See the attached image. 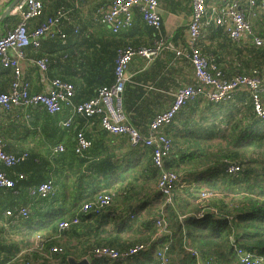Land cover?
Segmentation results:
<instances>
[{
    "label": "crops",
    "instance_id": "obj_1",
    "mask_svg": "<svg viewBox=\"0 0 264 264\" xmlns=\"http://www.w3.org/2000/svg\"><path fill=\"white\" fill-rule=\"evenodd\" d=\"M20 1L0 0V37L20 22L16 11ZM42 1L44 11L29 21V30L53 17L64 6L68 14L63 19L62 28L67 38H43L39 48L28 47L22 59L23 76L30 82L32 92L49 93L52 79L59 77L74 84L75 95L71 105L63 103L56 113L32 105L4 110L0 117V136L5 149L17 156L28 152L27 159L14 166L0 164L7 177L16 181L13 188H0V242L16 245L17 251L11 254L18 260L25 259L34 264H62L64 256L77 261L87 258L91 264L95 259H104L83 257L93 245L124 249L150 239L159 216L170 225L189 215L199 216L201 204L198 198L202 191L212 193L209 200L212 212L224 216L230 214L228 228H233V232L239 230L242 236V226L247 222L241 216L249 213L254 219L248 222L261 224L264 236V216L255 207L256 204L264 205V195L244 189L248 184L246 178L250 175L253 179L260 173L263 165L259 161L264 160L257 148L247 147L244 143L250 140L257 143L264 135V118L255 114L248 88H239L232 99L217 103L208 100L201 92L188 100L173 121L161 129L173 143L167 163L170 162L171 169L180 176L171 200L161 196L158 190L161 170L153 165L151 148L134 146L126 134L103 129L100 117H86L74 110L76 104L95 96L100 86L114 81L120 47L149 48L159 40L165 45L153 59L135 55L127 69L129 80L122 94L127 122L145 135L149 134V125L156 114L174 103L180 88L189 85L202 87L195 77L188 42L192 0H159L162 23L158 30L148 25L140 9L134 6L132 25L122 27L117 34L100 18V7L108 6L112 0ZM207 1L209 7L219 8L225 0ZM240 1L245 7L246 0ZM255 10L254 15L248 12V19L253 33L264 36V12L260 8ZM199 45L206 55L216 56L227 78L240 73L253 74L257 70L264 80V46H256L251 34L233 40L224 28L205 24ZM178 50H181L180 55ZM65 52H70L71 56L63 58ZM44 56L49 60L46 71L36 63ZM11 74L10 68L0 64V92L10 90ZM262 100L264 102V91ZM22 111H25L24 115ZM69 117H72L73 124L62 126L61 121ZM78 131H84L92 141L84 155L75 153ZM58 145L65 149L56 150ZM238 145L241 146V159L234 154ZM229 162L242 165V170L233 175L228 173ZM234 178L237 180L230 182ZM44 181H51L55 186L54 197L39 198L32 194V190ZM100 192L112 195L111 206L101 212H83L82 204L94 200ZM23 206L29 207V218L6 214V210ZM53 210H63L66 215L53 226L43 227L45 224H42L50 220L46 216ZM75 216L80 218L77 225L59 228V222ZM120 222L126 225L114 227ZM2 227L4 231H1ZM97 232L101 236L98 243ZM39 234L44 240L43 250L37 248ZM212 236L207 242L212 252L207 255L185 237L183 249L187 256L183 257L192 258L194 264H198L199 257L212 264H241L233 247V242H237L248 252L260 255L264 261V252L253 249L249 245L252 242L243 237L239 241L232 235L229 241L224 233V242H220ZM53 247H61L63 253H51ZM157 247L144 252L151 256L152 262L140 254L138 264H158ZM188 247H192L196 254L187 252ZM3 256L0 262L7 264L2 261ZM110 261L134 264L131 259Z\"/></svg>",
    "mask_w": 264,
    "mask_h": 264
},
{
    "label": "built area",
    "instance_id": "obj_2",
    "mask_svg": "<svg viewBox=\"0 0 264 264\" xmlns=\"http://www.w3.org/2000/svg\"><path fill=\"white\" fill-rule=\"evenodd\" d=\"M79 1L76 0V2ZM134 6L140 9L142 18L148 25L157 30L160 28L162 14L159 11V0H112L108 6L102 5L100 7L101 21L113 33L117 34L122 27L132 25V8ZM255 8H260L264 12V0H246L245 7L242 6L240 0H231L221 8L209 7L207 0H192V13L188 23V42L195 77L202 87L189 85L180 88L170 108L156 114L149 125L148 135L128 124L122 94L129 80L127 69L133 57L141 55L149 59L155 58L165 47L161 40L149 48L120 47L117 51L114 81L111 84L100 86L95 96L74 106V110L78 114L86 117H100L102 128L110 133L126 134L134 146L152 149L153 165L161 170L157 182L158 190L161 196L167 200H171L174 196L175 190L179 185L180 176L176 171L165 167L173 143L171 137L167 133L162 132L161 129L173 121L177 112L188 100L203 92L208 100L217 103L232 99L236 90L246 87L250 91L255 114L264 118V102L262 100L264 80L258 75V71L255 70L253 74L240 73L227 78L222 68L219 67L216 56L206 55L199 45L203 26L214 23L222 26L233 40H239L243 36L251 34L256 46H264V36H258L253 33L252 23L248 19V12L251 11L254 15L256 13ZM16 9L21 18L20 22L0 37V64L12 70L10 90L8 92H0V117L4 110L12 108L24 109L32 105L44 108L49 113L59 112L63 103L66 105L72 104V98L75 95L74 84L56 77L51 81L52 90L49 93L32 92L30 82L23 76L22 59L25 57L27 48L30 46L39 48L43 38L58 36L67 38V33L62 28V23L68 14V10L64 6L59 8L53 17L42 21L38 27L29 30V21L38 18L44 11L43 1L21 0ZM86 35L88 34L86 33ZM177 54L180 55L181 50H178ZM70 56V52L63 54V58H69ZM48 61V57L44 56L37 59L36 63L42 70L46 71L49 67ZM22 114L24 115L25 111H22ZM61 123L62 126L70 127L73 124L72 117L61 121ZM91 146L92 141L86 136L84 131H78L75 153L84 155ZM64 149L63 145H58L56 148V150L60 151ZM27 157L28 152H24L21 156L9 153L5 149L3 138L0 136V164L14 166L26 160ZM226 170L233 175L242 170V165L236 162H229ZM15 184L16 181L7 177V173L0 169V188H13ZM32 194H36L39 198L54 197L56 189L51 181H44L36 189L32 190ZM211 197L212 193L210 191H202L200 193L198 201L201 204V212L199 216H202L208 210L211 211V205L209 204ZM112 202L113 197L109 192H100L94 200L84 202L81 210L83 212H101L110 207ZM6 214L26 219L30 216V209L27 206H23L16 210H6ZM79 222V216H75L71 220L59 222V228L65 229L74 224L77 225ZM155 225V232L149 241L136 243L126 249L106 245L94 246L83 257L98 256L113 261H128L141 251L147 250L152 246H158L156 249L158 264H171L167 257L170 244L160 243L161 238L171 232L169 223L163 216H159L155 220ZM37 238L40 241L37 244V248L43 250V237L39 234ZM233 247L241 264H264L260 255L248 252L239 243L233 242ZM186 250L193 255L196 254L192 247H188ZM50 252L63 253V249L61 247H53ZM14 264L34 263L19 259ZM198 264L212 263L199 257Z\"/></svg>",
    "mask_w": 264,
    "mask_h": 264
},
{
    "label": "trees",
    "instance_id": "obj_3",
    "mask_svg": "<svg viewBox=\"0 0 264 264\" xmlns=\"http://www.w3.org/2000/svg\"><path fill=\"white\" fill-rule=\"evenodd\" d=\"M231 0H225L223 1V4L228 3ZM241 2V1H240ZM242 4V3H241ZM222 6H220L219 8H221ZM210 24H214V23H210ZM222 27V26H220ZM223 28V27H222ZM111 84V83H110ZM245 145L247 147L252 146L257 148V150H259L261 152V154L264 156V135L261 136L259 138V142H251V140L249 142L246 143V141L244 142ZM240 145V144H239ZM238 145V146H239ZM241 146L238 147V149L236 151H234L235 157L236 158H240L241 159ZM169 161V160H168ZM168 161H166V167L167 169H171V163H167ZM240 161V160H239ZM238 161V162H239ZM26 163V162H25ZM24 164V163H23ZM259 164L262 166L263 165V169L260 171V173L256 174L254 176V178L252 179L251 176L249 175L246 178V181L248 182L247 186L244 187V189L246 191H249L253 194H259L260 196L264 195V160L259 161ZM237 180V178L232 179L230 182H235ZM250 201L252 199H249ZM262 201L264 202V198L262 199ZM254 204V203H253ZM257 212L262 214V216H264V205H255ZM1 211V210H0ZM183 214H187V212L185 213V211H183ZM66 215V212L63 210H53L52 212H50L46 217L50 218L49 221L44 222L42 225H44L43 227L46 226H53L55 221H59L60 219L64 218ZM229 215L224 216L223 214L215 213L212 211H206L204 212V214L202 216H198L197 215H189L188 217L185 218V220L183 221H173L171 226L173 225L174 230L171 229L170 224H169V229H170V233L163 236L160 240V243L166 244L169 243V251L167 252V257L169 258L171 264H194V260L192 258L189 257H183V256H187L184 255V249H183V245L185 243L184 238L185 237H189L192 242L202 250V252L204 253V255H207V253H211L212 250L211 248L208 247L207 242H209L212 239V235H214L220 242H224L223 240V236L224 233L227 234V237L230 241V237L232 235H235L237 240L240 241L241 237H243L244 239H246L247 241L252 242V244H249L253 249H257L259 252H264V236H263V229L261 224L257 225L255 224V222H248L254 218L250 217V214H246L245 216H241V219L243 221H246L247 224H245L244 226H242V236H240L239 230H235L234 232L232 231L233 228H228L229 225ZM91 216H88L87 218H90ZM241 222V220H240ZM125 223H119L116 224L114 227H122L125 226ZM156 229V227H155ZM1 231H4V228L2 227ZM155 232V231H154ZM212 234H211V233ZM96 235L98 236L97 239V243L101 240V236L100 233H96ZM257 237H261L259 240H255ZM96 239V240H97ZM150 239H148L147 241H149ZM96 243V244H97ZM141 243V242H138ZM159 243V244H160ZM246 244H248V242L245 241ZM100 246V244H97ZM135 245V244H133ZM132 245H129L128 247H130ZM126 247V248H128ZM124 248V249H126ZM153 248V246L151 247ZM149 248V249H151ZM3 251H8L9 253V257H3L2 261H4L7 264H14L15 262L18 261L17 256L12 255L11 253L14 251H17V247L15 244H11V243H6L5 241H1L0 242V260H1V256H3ZM144 251H141L138 255H135L131 258V260L133 261L134 264H138V257L143 255L144 257H146V261L150 260L151 262L153 261V259L151 258V256L145 255ZM143 252V253H142ZM210 256V255H208ZM65 258L61 261L62 264H66L67 263V256H64ZM96 257V256H94ZM220 257V255H219ZM69 258V256H68ZM229 260H231L230 258H228ZM9 261H12V263H9ZM69 262V261H68ZM111 261L108 259H95L94 261L91 262V264H119L122 262H113L110 263ZM159 262V261H158ZM1 264V262H0ZM145 264V263H144Z\"/></svg>",
    "mask_w": 264,
    "mask_h": 264
},
{
    "label": "water",
    "instance_id": "obj_4",
    "mask_svg": "<svg viewBox=\"0 0 264 264\" xmlns=\"http://www.w3.org/2000/svg\"><path fill=\"white\" fill-rule=\"evenodd\" d=\"M68 261H69L68 264H90V262H89V260L87 258H84V259H82L80 261H77L75 258L70 256L68 258Z\"/></svg>",
    "mask_w": 264,
    "mask_h": 264
},
{
    "label": "rangeland",
    "instance_id": "obj_5",
    "mask_svg": "<svg viewBox=\"0 0 264 264\" xmlns=\"http://www.w3.org/2000/svg\"><path fill=\"white\" fill-rule=\"evenodd\" d=\"M130 217H131V216H130ZM169 224H170V222H169ZM170 226H171V225H170ZM172 226H173V225H172ZM172 226H171V227H172ZM95 245H96V244H95ZM93 246H94V245H93ZM93 246H92V247H93ZM9 253H10V252L5 251L3 257H9Z\"/></svg>",
    "mask_w": 264,
    "mask_h": 264
}]
</instances>
